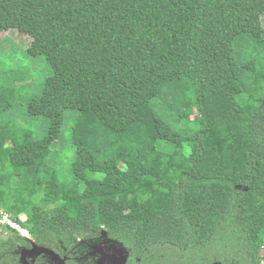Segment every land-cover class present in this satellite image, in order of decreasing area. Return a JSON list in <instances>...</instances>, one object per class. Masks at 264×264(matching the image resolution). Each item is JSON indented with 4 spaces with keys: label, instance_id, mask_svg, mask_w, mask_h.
Here are the masks:
<instances>
[{
    "label": "trees",
    "instance_id": "16d2710c",
    "mask_svg": "<svg viewBox=\"0 0 264 264\" xmlns=\"http://www.w3.org/2000/svg\"><path fill=\"white\" fill-rule=\"evenodd\" d=\"M258 1L0 0V45L24 24L50 41L43 52L29 53L50 68L41 93L20 96L17 112L12 101L20 88L9 100L0 97V206L39 241L92 237L104 228L136 249L188 248L240 262L258 255L264 248ZM178 37L189 47L186 71L172 67ZM2 49V83L15 71V83L35 84L37 58L19 63ZM33 104L47 113H31ZM213 105L227 112L214 116ZM85 113L107 133L105 146L73 137ZM44 119L37 135L33 127ZM34 176L43 181L34 191L13 185ZM141 193L150 194L149 207ZM53 231L62 234H43ZM3 236L0 262L12 245Z\"/></svg>",
    "mask_w": 264,
    "mask_h": 264
},
{
    "label": "flooded vegetation",
    "instance_id": "af4514ba",
    "mask_svg": "<svg viewBox=\"0 0 264 264\" xmlns=\"http://www.w3.org/2000/svg\"><path fill=\"white\" fill-rule=\"evenodd\" d=\"M56 235L61 232H43ZM65 239H44L39 241L31 232L17 234L8 232L3 237L10 239L0 264H264V248L255 257L246 262L234 258H220L219 255L189 252L188 248L136 249L127 241L112 236L106 229H101L92 237L85 233H68ZM2 247H5L4 245ZM206 249V248H204ZM203 250V249H202Z\"/></svg>",
    "mask_w": 264,
    "mask_h": 264
},
{
    "label": "rangeland",
    "instance_id": "374dc122",
    "mask_svg": "<svg viewBox=\"0 0 264 264\" xmlns=\"http://www.w3.org/2000/svg\"><path fill=\"white\" fill-rule=\"evenodd\" d=\"M258 7L260 12L263 13L264 24V0L258 1ZM1 36L2 35H0V38ZM2 40L0 49L3 47L2 52H7L6 54L8 56H11V58L5 59H12L15 56V59L19 61V63L27 64L28 62H32L34 57L37 58V64L33 69V72L35 73L33 79L36 80L35 84L24 87L20 86V82L18 81L15 83L12 76L15 71L14 73H12L11 77L7 79V81L2 83V80H0V97H2L4 100H9L15 94L17 88H20L16 99L12 101L13 111L17 112L19 108L20 96L26 93H29L30 96H36L39 95L42 91V88L46 81V77L50 73V68L49 65L44 62L39 56L31 55H37L43 52L50 45V41L47 36L40 31V29H37L36 27H30L25 24L22 25L19 29L15 28L13 29V31L10 30L9 32H7V38ZM1 62L3 63V61ZM171 62L174 71H186L189 69L190 53L186 39L179 37L174 38L171 48ZM30 111L33 114L47 113L44 112V110L40 106L36 108L35 104L32 105ZM209 111L214 116H220L227 112L225 108H222L218 105L210 106ZM71 121H73L72 118H69L67 120V124L69 125ZM96 121V116L91 113H85L79 116L76 123L73 125V137L76 140H87L91 143H95L96 140L101 141V146H105V144L107 143L105 141L107 138V133L104 130H101L99 126L100 124H97ZM39 126L40 127H33V130L36 132L37 135L41 134L42 128H45L46 119L42 120L39 123ZM51 146H55V142H53ZM45 155L46 150L42 149L40 151V156L45 157ZM156 169L162 173L166 172L167 170V168L160 163L156 164ZM51 171L52 168L50 166H47L46 173H51ZM41 183H43V181L40 178L34 176L30 179H16L13 185H20L26 187L31 191H34L36 185H39ZM48 195H51V193L49 192ZM140 200L142 203H144L146 207H149L152 204V199L149 193H141ZM1 209L4 208L0 206V210ZM21 217L26 218L25 213H22ZM5 227L3 224L0 223V237L3 235H7L8 230Z\"/></svg>",
    "mask_w": 264,
    "mask_h": 264
},
{
    "label": "built area",
    "instance_id": "2783aa9c",
    "mask_svg": "<svg viewBox=\"0 0 264 264\" xmlns=\"http://www.w3.org/2000/svg\"><path fill=\"white\" fill-rule=\"evenodd\" d=\"M25 220L24 217H22ZM0 223L3 225H9L10 227L20 231L22 234H28V230L23 228L19 222H17L12 214L4 209L0 210Z\"/></svg>",
    "mask_w": 264,
    "mask_h": 264
},
{
    "label": "clouds",
    "instance_id": "9594fccd",
    "mask_svg": "<svg viewBox=\"0 0 264 264\" xmlns=\"http://www.w3.org/2000/svg\"><path fill=\"white\" fill-rule=\"evenodd\" d=\"M21 220H22V221H25V220H26V218H25V220H23V219H22V217H21ZM21 226H22V225H21ZM22 227H23V226H22ZM23 228H24V227H23ZM26 230H27V229H26ZM19 232H20V231H19ZM28 232H29V231H28ZM20 233H21V232H20Z\"/></svg>",
    "mask_w": 264,
    "mask_h": 264
}]
</instances>
